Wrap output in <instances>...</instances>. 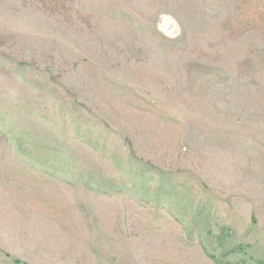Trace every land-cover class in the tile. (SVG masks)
<instances>
[{"label": "rangeland", "instance_id": "obj_1", "mask_svg": "<svg viewBox=\"0 0 264 264\" xmlns=\"http://www.w3.org/2000/svg\"><path fill=\"white\" fill-rule=\"evenodd\" d=\"M0 264H264V0H0Z\"/></svg>", "mask_w": 264, "mask_h": 264}]
</instances>
